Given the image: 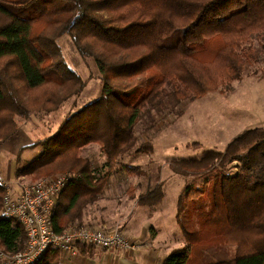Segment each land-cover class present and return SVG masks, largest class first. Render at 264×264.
I'll list each match as a JSON object with an SVG mask.
<instances>
[{
  "label": "trees",
  "instance_id": "trees-1",
  "mask_svg": "<svg viewBox=\"0 0 264 264\" xmlns=\"http://www.w3.org/2000/svg\"><path fill=\"white\" fill-rule=\"evenodd\" d=\"M65 35L94 59L102 94L68 114L36 143L42 152L16 170L17 176L70 178L52 218L57 232L88 226L86 208L101 198L123 157L153 153V142L138 145L143 110L167 113L178 106L180 115L183 102L225 90L263 62L264 0H0V144L17 133L18 116L57 112L84 89L86 81L59 46ZM18 82L42 93L26 101ZM90 145L104 156L101 164L83 155ZM168 165L187 179L176 206L184 242L162 264H192L198 257L194 264H264V126L247 129L224 151L172 158ZM124 168L147 175L140 165ZM157 177L155 187L133 197L138 204L163 201L165 181ZM7 191L0 180V248L12 254L26 247L27 234L2 213ZM61 253L50 249L35 264H62Z\"/></svg>",
  "mask_w": 264,
  "mask_h": 264
},
{
  "label": "rangeland",
  "instance_id": "rangeland-1",
  "mask_svg": "<svg viewBox=\"0 0 264 264\" xmlns=\"http://www.w3.org/2000/svg\"><path fill=\"white\" fill-rule=\"evenodd\" d=\"M58 43L67 65L82 76L86 85L78 96L65 102L57 112L33 114L28 118L16 117L19 127L17 133L0 144V178H6L7 184L5 185L8 190L12 188L14 193L20 190L19 184L24 182L60 175L17 176L16 170L28 164L42 152L43 147L36 144L39 140L56 132L68 114L76 112L86 103L100 97L103 91V82L99 77L94 59L82 56L68 35L60 37ZM260 44L262 45V42L258 44L259 47ZM261 56L263 62H259L254 68L249 69L242 80L234 81L225 90L216 89L201 98L180 104L179 108L183 109L180 115L176 111L178 106L174 108V112L167 113L158 110H143L135 129L138 145L145 141L153 142V153L133 152L123 157L120 164L117 165V172L111 177L101 198L90 204L85 211L92 212L103 205L105 209L102 208L99 213L106 214L107 218L112 221H117L113 219H118L121 213L126 215L129 213L128 201L134 200L133 197L135 198L136 195L155 187L158 183L157 175L160 174L161 179L165 181L167 191L162 207L164 208L163 216L167 219L168 231H163L162 236L170 241L169 247L172 249L175 246H183V234L180 227L181 237H176L177 227L173 212L177 210V196L187 179L170 170L169 160L200 157L210 149L224 151L235 137L247 129L264 126V49L261 51ZM258 67L261 70L255 73V69ZM17 86L20 88L21 96L27 98L26 101H30V99L32 102L36 101L38 94L42 93L39 91L29 92L21 86L20 82L17 83ZM18 140L19 142H17ZM27 141L33 144L28 145ZM4 144H12L15 150L19 149L20 151L21 149V152L12 154L4 151L6 150L3 147ZM82 153L85 156L90 155L95 164H101L104 161V156L100 153L97 145L88 146ZM128 164L140 165L147 171V175L138 177L128 174L124 168ZM236 164L237 162H234L233 165ZM68 186L61 195L63 198L68 193ZM130 186L135 187L134 190H130L132 189ZM150 209L152 208L149 205H138L132 211L131 223L139 221L141 224L147 217L148 211L153 212L150 215L152 217L150 221L161 216L158 209ZM124 222L127 223V221ZM96 227L103 229L102 226ZM116 228L120 227L118 225L112 227V229ZM178 239L180 240L178 241ZM235 247L234 244L229 246L230 256L234 255ZM199 261V257L195 258V262L192 264L199 263Z\"/></svg>",
  "mask_w": 264,
  "mask_h": 264
},
{
  "label": "built area",
  "instance_id": "built-area-1",
  "mask_svg": "<svg viewBox=\"0 0 264 264\" xmlns=\"http://www.w3.org/2000/svg\"><path fill=\"white\" fill-rule=\"evenodd\" d=\"M1 183L6 184L0 178ZM65 175H54L32 182H24L18 192L9 189L5 194L2 213L20 221L27 234V244L16 253H6L0 248V264H35L50 249L76 255L81 245H92L100 249H134L132 241L123 229L103 230L89 226L69 225L61 232L53 227L52 218L58 198L69 184Z\"/></svg>",
  "mask_w": 264,
  "mask_h": 264
},
{
  "label": "crops",
  "instance_id": "crops-1",
  "mask_svg": "<svg viewBox=\"0 0 264 264\" xmlns=\"http://www.w3.org/2000/svg\"><path fill=\"white\" fill-rule=\"evenodd\" d=\"M17 142H19V140ZM30 143L28 142V145L33 144ZM5 144L3 145L4 149H6L4 151H8L9 153L12 154H19L21 152V149L20 151L19 149L15 150L12 144H8V145ZM8 177L10 176L8 175ZM2 179H4L7 184L6 178H2ZM181 191H179V194L181 193ZM165 193H167L166 188H165ZM128 202L130 209L128 211L129 213L127 215L121 213L118 219H113L117 221H112L107 218L106 214L99 213L102 211V208L105 209V206L102 205L98 209L95 210L93 209L94 211L92 212L85 211L83 223L85 225L94 228H97L96 226H102L103 230H110L112 229V227L118 225L120 228H123L125 234L132 241L136 243V247H134V249H123V248L100 249L92 245H86L82 247L80 254L71 255L62 252L60 258L61 263L62 264H162L164 259L172 249L171 247H169V245L171 244L170 241L167 240L164 236H162L163 231H168L167 219L165 218V216H163L164 214V208L162 207L163 201L156 205H149L150 208H152L150 210L158 209L161 212V216H159L158 219L156 218L155 220L150 221L152 219L150 215H152L153 212L148 211V214H146L147 217L144 220L145 222L143 221L141 224L139 221L131 223V217L133 214L132 211L135 210L137 206L140 204H138L135 199L129 200ZM176 214H177V210H174L173 215L176 220L175 226L177 227L176 237H181V231L179 230ZM124 221H127V223ZM179 240L180 239H178V241Z\"/></svg>",
  "mask_w": 264,
  "mask_h": 264
}]
</instances>
